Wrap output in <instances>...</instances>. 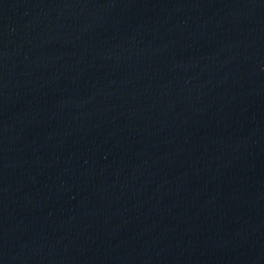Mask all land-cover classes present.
Masks as SVG:
<instances>
[{
  "label": "water",
  "instance_id": "obj_1",
  "mask_svg": "<svg viewBox=\"0 0 264 264\" xmlns=\"http://www.w3.org/2000/svg\"><path fill=\"white\" fill-rule=\"evenodd\" d=\"M0 264H264V0H0Z\"/></svg>",
  "mask_w": 264,
  "mask_h": 264
}]
</instances>
